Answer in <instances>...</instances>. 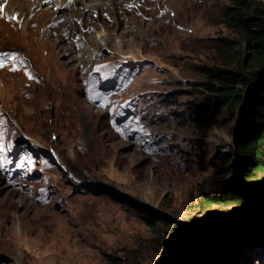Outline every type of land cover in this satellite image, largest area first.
Here are the masks:
<instances>
[{
    "label": "rangeland",
    "instance_id": "obj_1",
    "mask_svg": "<svg viewBox=\"0 0 264 264\" xmlns=\"http://www.w3.org/2000/svg\"><path fill=\"white\" fill-rule=\"evenodd\" d=\"M25 1L17 33L0 13V264H264V164L246 177L240 108L205 137L187 111L199 66L248 55L225 23L232 0H114L120 25L104 21L114 42L101 50V28L71 40L54 32L58 11ZM218 150L236 152L227 179L245 203L211 218L196 206ZM133 203L170 224L148 226Z\"/></svg>",
    "mask_w": 264,
    "mask_h": 264
},
{
    "label": "trees",
    "instance_id": "obj_2",
    "mask_svg": "<svg viewBox=\"0 0 264 264\" xmlns=\"http://www.w3.org/2000/svg\"><path fill=\"white\" fill-rule=\"evenodd\" d=\"M224 17L225 23L238 35L239 43L242 47L244 45L248 55L242 63L231 69L199 66L200 80L190 83L188 88L197 99L189 103L187 111L196 132L205 137L216 126L221 113L243 106V124L239 127L235 141L240 163L249 171L246 177H251L264 164V77L257 85H253L260 72L264 71V8H254L249 0H232ZM196 147L204 165L206 152L202 139L196 141ZM231 151V156L222 150L217 151L211 191L203 193L198 200L196 211L206 212L207 217H213L215 212L210 210L214 207H239L245 203L243 195L235 191L227 179L231 157L236 154L234 150ZM131 211L148 226L170 224L159 213L143 206L133 203ZM182 226L177 224L175 229L184 231ZM114 263L120 264L117 261Z\"/></svg>",
    "mask_w": 264,
    "mask_h": 264
},
{
    "label": "bare ground",
    "instance_id": "obj_3",
    "mask_svg": "<svg viewBox=\"0 0 264 264\" xmlns=\"http://www.w3.org/2000/svg\"><path fill=\"white\" fill-rule=\"evenodd\" d=\"M33 1V0H32ZM40 3L48 5L49 9H55L58 14L63 17L61 25L54 29V32L63 36L74 38L83 29L86 28H101L96 33V45L98 50L102 47H110L113 44L112 37L105 38L107 30L102 27L104 21L112 20L117 25H120L118 13L116 12V3L114 0H37ZM19 3L20 7L16 6ZM34 4V3H33ZM0 7H3L4 18L8 25L12 27L13 32L17 33L18 29H21L24 18L26 16V1L25 0H0ZM40 12L39 8H36L32 12V16L37 15ZM60 15V16H61ZM15 16L16 19L12 17ZM52 20V19H51ZM34 22V21H33ZM32 22V23H33ZM31 20L28 21L27 26L32 25ZM55 20L49 25L40 23L37 27L38 32L41 35H45L50 30V24L54 25ZM56 26V25H55ZM57 27V26H56ZM68 38V39H69ZM118 46L124 44V41H116ZM111 44V45H110ZM110 45V46H109Z\"/></svg>",
    "mask_w": 264,
    "mask_h": 264
},
{
    "label": "water",
    "instance_id": "obj_4",
    "mask_svg": "<svg viewBox=\"0 0 264 264\" xmlns=\"http://www.w3.org/2000/svg\"><path fill=\"white\" fill-rule=\"evenodd\" d=\"M263 77H264V71L260 72V74H259L257 80L254 82L253 85H257L258 82H259V80L262 79ZM242 124H243V106L240 108L239 119H238V124H237V127H236V133H235V139H236V137L238 136V130H239V127H240ZM198 232H200V231H198ZM199 238H200V236L196 237L195 240H196V239L198 240ZM185 245H186V243H182V244H181V247H179V248H182V246H185ZM166 259H167V258H166ZM166 259L163 260V263L166 262ZM168 259H170L169 256H168Z\"/></svg>",
    "mask_w": 264,
    "mask_h": 264
},
{
    "label": "snow or ice",
    "instance_id": "obj_5",
    "mask_svg": "<svg viewBox=\"0 0 264 264\" xmlns=\"http://www.w3.org/2000/svg\"><path fill=\"white\" fill-rule=\"evenodd\" d=\"M3 7H0V12H3ZM13 19H16V17L15 16H13L12 17ZM5 57H7V58H9V59H11V60H15L16 59V57L13 55V56H10L9 57V55L7 54V53H4L3 54ZM22 63V62H21ZM5 67V60H3V59H0V68H4ZM13 71H15L16 70V68H15V65L13 66V69H12ZM31 78V77H30ZM0 151H2V148H0Z\"/></svg>",
    "mask_w": 264,
    "mask_h": 264
}]
</instances>
